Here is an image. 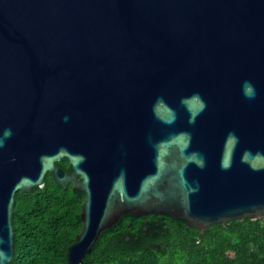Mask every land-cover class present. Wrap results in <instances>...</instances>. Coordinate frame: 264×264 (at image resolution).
I'll use <instances>...</instances> for the list:
<instances>
[{
	"label": "water",
	"instance_id": "obj_1",
	"mask_svg": "<svg viewBox=\"0 0 264 264\" xmlns=\"http://www.w3.org/2000/svg\"><path fill=\"white\" fill-rule=\"evenodd\" d=\"M48 172L86 194L69 264L125 212L264 218V0H0V264Z\"/></svg>",
	"mask_w": 264,
	"mask_h": 264
},
{
	"label": "trees",
	"instance_id": "obj_2",
	"mask_svg": "<svg viewBox=\"0 0 264 264\" xmlns=\"http://www.w3.org/2000/svg\"><path fill=\"white\" fill-rule=\"evenodd\" d=\"M56 164L71 171L67 157ZM45 182L15 195L14 256L7 264H69L86 194L60 185L52 172ZM82 264H264V218L216 223L202 233L170 215L125 212L101 232Z\"/></svg>",
	"mask_w": 264,
	"mask_h": 264
}]
</instances>
